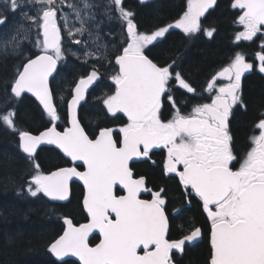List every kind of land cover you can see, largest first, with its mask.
Here are the masks:
<instances>
[{
    "label": "snow or ice",
    "instance_id": "6c2138e0",
    "mask_svg": "<svg viewBox=\"0 0 264 264\" xmlns=\"http://www.w3.org/2000/svg\"><path fill=\"white\" fill-rule=\"evenodd\" d=\"M216 4L186 0L174 23L142 32L125 0L101 5L95 0H0V64L8 73L0 85V131L13 137L31 167L20 192L35 200L70 202L72 182L83 185L85 222L61 217L62 234L47 248L61 264H69L66 257L79 264H175L173 252L183 254L187 244L200 239L202 229L195 226L170 238L167 189L149 187L147 176L137 171L138 164H155L156 150L164 151L161 174L180 186L182 203L191 207L197 201L210 222V264H264V112L243 156L234 151L231 131L234 110L247 107L242 77L254 64L236 52L197 93L175 59L159 63L150 55L170 29L186 37L203 31L211 38L216 29L204 28L202 18ZM231 7L239 10L235 22L242 27L234 41L261 40L255 59L264 74V0H232ZM100 9L104 18L119 22L124 39L118 44L103 39ZM13 17L18 20L10 25ZM65 39L83 51L66 49ZM69 53L88 70L57 92L52 85ZM105 78L111 91L101 98L102 111L119 123L89 135L78 109ZM177 89L187 96L178 99ZM26 93L48 121L38 134L18 125L17 105ZM205 93L207 102L182 111L190 97ZM165 103L169 119L164 118ZM60 106L65 107L63 130ZM42 146L56 151L68 166L43 170L37 158ZM182 211L176 208L174 214ZM93 233L100 236L94 247L89 244Z\"/></svg>",
    "mask_w": 264,
    "mask_h": 264
},
{
    "label": "trees",
    "instance_id": "16d2710c",
    "mask_svg": "<svg viewBox=\"0 0 264 264\" xmlns=\"http://www.w3.org/2000/svg\"><path fill=\"white\" fill-rule=\"evenodd\" d=\"M165 4L166 1H157L139 5L140 31H150V25L158 24L169 16L163 12ZM218 12H214L211 16L219 20L220 36L210 43H201L193 47L187 51L184 61L177 62L188 76L198 80L218 64L221 65L229 51L225 35L227 29L224 30L225 19L220 15L223 11ZM158 48H166L167 52L174 49L172 45L168 47L166 42ZM12 63L11 60L8 61L9 70ZM7 74L4 66L0 64V85ZM246 98L250 107L239 116L242 127L247 126L255 117L257 110L264 105L263 78L257 75L249 77ZM17 110L18 125L23 130L37 134L48 123L37 104L26 95L17 105ZM62 120L58 123L59 129L65 126ZM37 158L45 171L55 169L64 162L56 151L47 148L39 150ZM30 171L31 167L19 153L13 137L0 131V264H61L51 257L47 248L49 243L62 233L61 217H70L76 224L85 221L80 204L81 190L75 187L70 202L65 205H54L44 200L32 199L20 192L22 185L29 178ZM52 208L55 211H51ZM96 242L97 237L90 240L91 245ZM210 252L211 247L205 236L200 243L187 248L184 258H187V264H209ZM68 262L76 264L72 261Z\"/></svg>",
    "mask_w": 264,
    "mask_h": 264
},
{
    "label": "flooded vegetation",
    "instance_id": "af4514ba",
    "mask_svg": "<svg viewBox=\"0 0 264 264\" xmlns=\"http://www.w3.org/2000/svg\"><path fill=\"white\" fill-rule=\"evenodd\" d=\"M157 1H166V4L163 7V12L169 14L168 17H165L161 22L153 23L150 25V31L164 26L168 23H174L175 20L182 15V10L185 7L186 0H146L145 3H140L139 0H125V5L131 8L136 13V22L139 28V5L146 3H155ZM104 0H102V4ZM232 0H217L216 7L209 10V13L206 14L205 18H202V25L204 28H215L213 36L210 38L204 34V32H200L192 37H186L179 29H170L168 33L165 34L164 37L160 38L157 42H155L152 47L151 57L159 63H163L165 61H170L171 59H175L176 62L184 61L187 57V51L191 50L193 47L201 44V43H210L217 39L220 36L219 32V20L213 19L214 12L219 11L218 13L223 11V14H220L225 20V29L227 32L225 33L228 40V53L224 56L222 64H218L212 71H208L206 75L202 76L201 79H195L192 76H188L186 71L181 68V65H178V70L181 71L184 76L197 88V93H200L203 88L206 86V82L211 78V76L217 72L221 67L226 66L230 59L234 56L236 52H241L245 55L246 61L254 64V69L248 73H245L242 77V88H243V98L247 105L245 108H237L234 110V116L231 120V131L234 137V151L238 154V156H243L246 151L249 150L251 146L250 137L254 134H258V130L254 129V123L257 122L258 117L262 112H264V105L259 108L255 114L253 120L247 125L242 127L241 122L239 120V116L244 114L249 109V102H247L246 98V90L248 88L249 77L252 75H257L264 79V76L261 75L258 69L259 62L255 59V54L258 52L260 48L261 40L259 38L255 39L253 42L241 41L239 43L234 41L235 34L238 31L242 30V27L239 26L235 21L238 19L237 13L238 9H233L231 7ZM101 5V4H100ZM100 17L103 19L102 26L105 27L106 23H110L112 26L113 32H110V36H112L113 42L119 43L124 39L122 36L121 28L118 21L112 20L109 21L104 18L103 9L99 10ZM217 15V14H216ZM215 16V15H214ZM212 17V19H211ZM63 24V21H60ZM104 34L108 35L105 28ZM102 31V30H101ZM66 35V34H65ZM259 35V34H258ZM109 36V37H110ZM106 40V39H105ZM119 41V42H118ZM166 42L169 45H172L174 49H170V52H167V49H159L162 43ZM80 45L69 44L67 39H65V48H71L73 50H78ZM174 51V53H173ZM88 70V66L81 62L80 59H77L76 56L71 53L68 54L66 62H61L58 66L59 75L56 76L55 82L52 87L59 92L61 89H66L69 82L73 79L78 78L85 71ZM111 91V83L105 78L102 82H99L97 85H94L88 92L86 100L81 104L78 109V118L80 119L82 125L85 127L86 131H88L89 135H94V130H98L99 127L108 125L115 126L119 123V121H113L111 117L105 116V113L102 111L101 98L108 92ZM66 94V93H65ZM177 98H181L182 96H187V94L183 93V90H176ZM207 94H204V97L200 95L192 96L189 98V102L186 105H182V111L185 114L191 111V108L201 102H207L206 100ZM61 113V118H63L62 122L66 126V121L64 119L65 107L60 106L59 108ZM164 118L169 119L170 113L168 110V104L165 103L164 108ZM126 119V118H124ZM64 126V127H65ZM63 127V128H64ZM60 129V130H63ZM39 133V132H38ZM49 149V147H46ZM39 151V150H38ZM164 159V151L156 150L155 155L153 156V160L155 164L143 165L138 164L137 171L145 174L147 176V181L149 187H165L168 193L169 199V217H170V238L176 239L179 238L183 233L187 232L188 229L192 226L200 227L202 229V236L199 240L193 242L192 244H187L185 246V250L183 254L173 252V258L175 264H187V258H184L185 252L187 248H191L196 244L200 243L203 237H207L208 243L210 244V222L206 218V214H204L201 208L198 205L197 201H193L191 207H188L186 202L182 203L183 193L180 186L171 180H167V178L163 177L161 174V165ZM64 160V159H63ZM59 166H68V162L64 160L63 163ZM238 167V165H236ZM77 187L81 190V199L83 195V188L80 184L76 182H72L71 184V195L73 189ZM143 198L147 199L149 196L147 194H142ZM80 199V204H81ZM65 203H58L57 205H65ZM82 208V207H81ZM176 208H183V211L179 215L174 214V210ZM83 211V210H82ZM62 234V233H61ZM210 264V261H208Z\"/></svg>",
    "mask_w": 264,
    "mask_h": 264
},
{
    "label": "rangeland",
    "instance_id": "374dc122",
    "mask_svg": "<svg viewBox=\"0 0 264 264\" xmlns=\"http://www.w3.org/2000/svg\"><path fill=\"white\" fill-rule=\"evenodd\" d=\"M67 2H69V3H76V2H78V0H67ZM95 2H96L97 5L102 4V0H95ZM64 12H65L66 14L69 15L70 21L74 22V17L71 16L70 9H68V8L65 6V7H64ZM17 20H18V17H13V19L10 21V25H11V24H15V23L17 22ZM77 26H78V25H77ZM103 28H105L106 32H108V35H105V34H104L105 31L103 30ZM101 30H102V31H101V34H102L104 40L106 39V41H108L110 44H111V43H115V42H113V39H114V38H113L112 36H110V32H113V30H112V26H111L110 23H106V26H105V27H103V26L101 25ZM109 36H110V37H109ZM85 39H87V37H85ZM118 42H119V41H118ZM77 51L82 52V51H83V46L80 45ZM178 63H180V61H178Z\"/></svg>",
    "mask_w": 264,
    "mask_h": 264
},
{
    "label": "water",
    "instance_id": "95a60500",
    "mask_svg": "<svg viewBox=\"0 0 264 264\" xmlns=\"http://www.w3.org/2000/svg\"><path fill=\"white\" fill-rule=\"evenodd\" d=\"M25 95L31 97V98L37 103V105L39 106L38 101H36L35 98L31 96V94L26 93ZM83 102H84V101H82L81 104H83ZM39 107L41 108V106H39ZM41 110H42V108H41ZM42 147H49V146H42ZM73 182H76V183L80 184V185L82 186V188H83L82 182H80V181H76V180H74ZM59 203H65V202H59ZM84 214H85V213H84ZM85 215H86V214H85ZM62 223H63V222H62ZM94 235H97L98 237H100V236H99V233H93V234L89 237V240H90ZM98 243H99V242H98ZM191 244H192V243H191ZM93 247H94V246H93ZM51 256H52V255H51ZM52 257H53V256H52ZM53 259H54L55 261H57V262H60V261L56 260L55 257H53ZM65 260H73V261H75V262H77V263L79 264L78 260H77L75 257H66Z\"/></svg>",
    "mask_w": 264,
    "mask_h": 264
}]
</instances>
